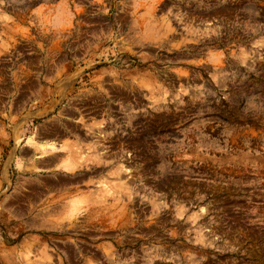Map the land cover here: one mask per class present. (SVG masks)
I'll return each mask as SVG.
<instances>
[{
	"label": "rangeland",
	"instance_id": "rangeland-1",
	"mask_svg": "<svg viewBox=\"0 0 264 264\" xmlns=\"http://www.w3.org/2000/svg\"><path fill=\"white\" fill-rule=\"evenodd\" d=\"M0 264H264V0H0Z\"/></svg>",
	"mask_w": 264,
	"mask_h": 264
}]
</instances>
